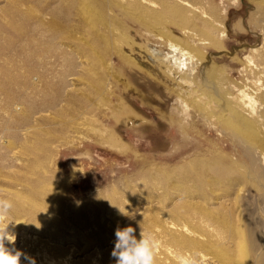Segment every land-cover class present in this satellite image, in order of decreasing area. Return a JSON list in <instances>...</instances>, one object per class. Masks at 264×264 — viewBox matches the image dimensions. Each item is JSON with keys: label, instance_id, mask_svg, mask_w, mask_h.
<instances>
[{"label": "rangeland", "instance_id": "obj_1", "mask_svg": "<svg viewBox=\"0 0 264 264\" xmlns=\"http://www.w3.org/2000/svg\"><path fill=\"white\" fill-rule=\"evenodd\" d=\"M77 1L78 4H75L79 5L78 7L75 6L77 9L74 7V9L68 10L65 7L67 6L68 0H0V68H11L9 69V75L12 77L16 75L12 79L11 91L13 94L17 92V94L26 93L24 94L26 97L27 94L28 96L30 94L32 97H29L28 103H34L32 106H35L32 111L34 116L31 117L35 122L34 120L31 122V132L28 133L29 135L33 134L32 136L30 135V138L26 134L24 135L22 128H10L7 136L5 133L3 135L4 130L2 133L0 132V199L8 200L12 203L10 215L3 222H0V228L7 227L6 231L14 236L12 243L11 238H9V242L5 241V247L24 253V256L21 257L20 264H30V260L25 259V256L31 258V260H35V264H59V258L67 254V257L70 258L68 259L69 264H115V258L110 255L114 249L116 240L115 230L117 227L123 229L131 226L135 229L136 236L140 234L147 235L149 233L154 236L153 233H148L146 228L143 229L148 225L147 223L151 224V226H153L152 223L154 226L158 224L155 221L152 222L149 220L150 218L147 216L149 214L148 212L166 210L167 213L175 214L176 212H181V210H187L189 204L195 205L189 202H194L195 200V202L199 200L197 204L202 203L205 204L206 208H210L214 207L212 200L218 196L223 199L224 195H227L229 198L237 195L240 201L242 198V201L239 203H241V206L243 205V210L240 206L243 213L240 210L241 215L240 213H236L238 216L236 214L232 215L231 217L233 219L230 217L224 223L225 226L231 225L230 234H232V237L226 232L222 233L224 235L219 233L222 236L219 237L220 235L217 233L219 231H216L215 234L217 236L213 240L216 241L219 237V239L222 238L221 240L225 242L228 239L227 241L231 243L225 244L231 246V252L234 251L235 254V250L233 249H236V253L237 251H241L242 246L248 240L246 237V230H248L254 236L256 243L255 247L250 245L252 248L247 243V250L250 254L249 258H252H250L251 264H262L264 260V151H262V148L258 149L253 147V144L245 143L242 135L226 126L222 119L217 116V110L212 115L209 112H201L197 106L188 102L183 103L171 88L161 84L148 73L140 71L135 66L126 68L120 62L121 59L119 56L110 52V50L104 53L100 50L98 51L96 49L98 44L96 42L92 43L88 38H91L90 30L94 29L92 27H95L97 24V20L94 21L96 16L93 13L99 5L96 4L97 2L95 0H87L88 2L86 0ZM194 1V6L205 12L212 8L218 12L213 13L216 16L215 18L221 22L222 29L225 32V36L223 37L225 54L218 55L211 48H203V52L207 56L209 55V59L216 65L210 74L203 72L200 75H194L192 77V85L198 90H205L206 92L212 89L207 93H212L213 96L220 95L223 98L235 97L239 99L237 94L238 90L242 89V86H245V84L246 86L251 85L252 82L247 83V81L256 77L253 73L248 72L246 76L240 71L241 59L249 55L251 50L260 48L263 51L258 56L256 54L255 56L257 57L254 56V60L264 61V8H257L259 0ZM59 2L64 5H61ZM89 4L94 5L93 8ZM85 9L86 11H83ZM73 10H77L79 15L77 12H72ZM84 12L85 14L82 15ZM56 13L57 15H54ZM90 14L91 17H89ZM103 14L107 18L106 13L103 12ZM69 18L73 22L70 20L68 22L67 20ZM41 19H44L42 21L43 23L41 22L42 24L40 23ZM75 19H84L82 20L84 24L82 21H76ZM87 23L89 24L88 27ZM60 24L63 26H59ZM7 25L11 26L8 27ZM30 26L32 27L30 28ZM73 26L76 27L71 28ZM54 27H57L58 31ZM8 28L11 30H8ZM60 28L61 30L64 28V30L60 31ZM80 28L81 30H79ZM66 30H69L67 35L72 33V36H75L78 40L75 37L71 40L66 38ZM167 30L173 37L175 36L174 38L182 37L176 28L162 27V31ZM59 33H63V35ZM81 35L83 37L86 35L85 38L90 43L89 41L87 42V39L85 42L80 41ZM129 35L135 38L136 43L142 45L141 52L143 53L149 52L151 55V51L154 50L155 54L159 53V55L166 56L169 52L168 43L163 42L154 36V34L145 30H131ZM23 36L25 37L22 39ZM31 39L33 40L31 41ZM58 39L62 40L61 42L63 43ZM115 39L114 37L112 42H114L115 47H119L120 41ZM34 40H37V42ZM68 40L69 42H67ZM72 40L75 41L73 42ZM42 41H44V44ZM38 42H40L41 47L38 45ZM46 42L49 43L45 44ZM47 45H50V49L48 47L45 50ZM43 46L45 47L42 51L41 48ZM31 47H35L33 48L34 50ZM53 47L56 49L54 48V50ZM36 49L37 51L40 49V54ZM77 51L83 56L80 59L87 57L83 60L86 61V64H91L89 67L92 66L91 68L96 69H92L95 77H104L102 79L103 83L94 80L95 77L92 76L93 74L90 72L91 69L89 67H78V56L81 54H78ZM52 52H55L54 55ZM99 53L103 54H100V56ZM64 55L66 56L64 57ZM67 59L73 60V68L67 66ZM3 60L5 63H3ZM7 61H10L12 65L10 62V65H8ZM20 63H23L22 67ZM104 65L105 68L103 67ZM188 66H190V63ZM107 67H109V70ZM110 71L113 72L114 80H111L107 75V72ZM21 72H25V74L23 75ZM29 75L30 77H28ZM202 76H205L208 79L207 81L215 85V87L210 88L208 83L204 84L201 78ZM0 77L4 79L7 76H3L0 73ZM23 77H28L25 83L20 82ZM43 78L45 79L43 80ZM41 79L43 80L42 82ZM57 79H60V84H58ZM63 83L64 85H62ZM45 84L47 85L45 86ZM18 85L25 88H19ZM60 85L62 86L59 88ZM237 85L238 87H236ZM31 87H35V90ZM26 90L30 91L27 92ZM55 91L58 92V103L55 106L57 108L55 109L54 107L53 110L50 108L45 109L41 102V95L43 96L44 93L52 95ZM224 94L226 95L224 96ZM1 98H4V96L1 97L0 95ZM123 103L126 107L132 109L130 114L134 113L133 115L125 114V111L123 112L122 109L118 112L119 106H123ZM19 105L21 109L19 112H16L13 108L6 109L5 113L1 110V118H11L9 116L10 112L9 115L7 114V110L9 109L12 113L11 116L20 115L27 105L26 103L22 104L23 106L21 104ZM22 107L24 108L22 109ZM120 111H122L121 114ZM120 115L125 116L124 121H118L117 117ZM56 118L58 119L56 120ZM82 119L85 125L81 121ZM1 121L2 119H0V123ZM37 124L38 126L40 124V126L38 127ZM74 126V130H71L70 128ZM39 129L41 130L40 132L38 131ZM33 131L35 132L33 133ZM43 131L46 132V135ZM15 133L17 136H15ZM53 134H57L55 136L58 139L53 136L54 140L52 141ZM11 135L14 137L12 138ZM17 140L19 141L18 143ZM12 142L14 145L10 144ZM23 142H27L28 146L24 150L20 148ZM16 144L17 146H15ZM35 166L37 167L34 168ZM193 166L199 169L196 170ZM192 168L195 172L192 171ZM209 172L210 174H208ZM25 178L26 180H24ZM202 178L204 181H202ZM206 178L208 179L205 180ZM196 179L200 180L198 181ZM242 179H245L244 182H242ZM240 181L243 185L240 184ZM193 183L195 185H192ZM217 184L220 187H215ZM167 185L170 186L168 187ZM196 186L199 187L197 188ZM177 187L184 189H180L183 191H178L179 188ZM241 187L243 191L240 189ZM252 187L256 190H251L253 189ZM234 189L236 194L234 193ZM186 191L191 192L194 197H186L184 199L183 196ZM203 191H205V194ZM181 192H183L182 195ZM207 199L208 203L205 201ZM145 206L147 210L148 208L150 210L147 213ZM220 209L226 211L225 207L221 206L215 211V214L221 212L225 215L223 210L221 211ZM238 217L241 220H238ZM144 221H146V224H144ZM201 222V227L195 222L189 224L194 227L198 226L200 228H198V231L201 230L200 233L203 230L205 231L201 233L202 235L211 238L216 229L215 226L211 225L212 223L209 221V218ZM233 224L234 226H232ZM203 225L205 229L202 228ZM209 225L213 226L214 228H212L214 230ZM206 230H213V233L210 231L207 232ZM236 231H239L238 235L233 234ZM241 232L244 233L242 238H239ZM29 233H33L36 237L38 236L37 241H29ZM210 235L212 236L210 237ZM219 239L216 242L214 241L218 244V247L219 244L223 246L222 241ZM239 242L241 243L239 244ZM235 243L238 244L237 247L234 245ZM45 247H56V250L47 252ZM38 250L41 251L37 252ZM209 250L215 252V249H212V247Z\"/></svg>", "mask_w": 264, "mask_h": 264}, {"label": "bare ground", "instance_id": "obj_2", "mask_svg": "<svg viewBox=\"0 0 264 264\" xmlns=\"http://www.w3.org/2000/svg\"><path fill=\"white\" fill-rule=\"evenodd\" d=\"M67 1V0H66ZM87 1V0H86ZM92 1V0H91ZM97 3H96V2ZM93 2H95L96 4H98V8L96 9V11L93 13L95 14V20L96 21V26L92 27L94 29H91V27H89L90 30V37L88 38L91 40V42H96L98 44V46H96L95 48L98 49V51L100 50L101 52H108V50H110V52L115 53V55H118L119 58L121 59V63L123 65L126 66V68H129V66L133 67L135 66V68L139 69L140 71L144 72V73H148L149 75H151L152 77H154L158 82H160L163 85H166L167 87L171 88V90L177 95L178 99H181L183 101V103H191L194 106H197L199 108V111H205V112H209V114H215V111H218V117L220 119H222V121L224 122V124L228 127H230L233 130H236L240 135H242V137L245 140V143L248 144H253L252 146L255 148H262V151H264V61H256L254 60V56L259 53H262V49H253L250 51L249 55H246L245 57H243L240 61V66H241V72H243L245 75L246 73L250 72L253 73L254 75H256V77L254 79H251L250 81H247V83L252 82L251 85L246 86H242V89L238 90V98H227V97H221L220 95L218 96H213L212 93L209 94L207 93L208 91L211 90H207V92L205 90H198L195 86L192 85V77L194 75H200V73H212L213 68H215V63L209 59V55L207 56L205 54V52H203V48H211L215 51L216 54L218 55H222L225 54L224 51V46H223V37L225 36V32L224 29H222V24L219 20H217V18H215L216 16L214 15L213 12H217L216 9L212 8L210 10H208L207 12L201 10L200 8L194 6L195 1L194 0H95ZM193 1V2H191ZM65 2V1H64ZM88 2V1H87ZM87 2H85L86 4H88ZM90 2V1H89ZM60 3V2H59ZM66 3V2H65ZM91 3V2H90ZM61 5H64L62 3H60ZM78 4V1L76 0H68L67 2V6H65L68 10L70 9H74L75 6H79V5H75ZM85 5V4H83ZM91 5V4H89ZM94 6V5H93ZM93 6L91 5V7L93 8ZM81 7V6H80ZM97 7V5H96ZM95 7V8H96ZM213 7V6H212ZM215 7V6H214ZM76 8V7H75ZM83 8V7H81ZM94 8V9H95ZM216 8V7H215ZM258 9H263L264 8V0H259L258 3ZM77 9V8H76ZM84 9V8H83ZM218 9V8H217ZM79 10V9H78ZM88 10V7H87ZM90 10V9H89ZM55 11V10H54ZM65 11V10H64ZM83 11H86L83 10ZM72 12H77V10H73ZM103 12L106 13L107 18L104 16ZM65 13V12H64ZM79 12H77L78 14ZM92 13V12H91ZM218 13V12H217ZM71 14V13H70ZM68 14V15H70ZM76 14V15H77ZM85 14L82 13V15ZM54 15H57L54 14ZM53 15V16H54ZM72 15V14H71ZM70 15V16H71ZM79 15V14H78ZM88 15H89V11H88ZM87 15V16H88ZM109 15V16H108ZM31 17L33 15H30ZM52 16V17H53ZM60 16V15H58ZM86 16V17H87ZM93 16V15H92ZM218 16V15H217ZM34 17V16H33ZM55 17V16H54ZM57 17V16H56ZM74 17V16H73ZM85 17V16H84ZM91 17V14L90 16ZM105 17V18H104ZM68 18V17H67ZM77 18V17H76ZM13 19V18H12ZM23 19V18H22ZM35 19V18H34ZM65 19V18H64ZM72 19V18H71ZM85 19V18H84ZM82 19V20H84ZM90 19V18H89ZM88 19V20H89ZM29 20V19H27ZM44 20V19H43ZM41 19L40 23L43 21ZM63 20V19H61ZM60 20V22H61ZM70 18L67 20L69 22ZM76 20V19H75ZM79 19H77L76 21H78ZM81 19L79 21H82ZM87 20V19H86ZM9 21V20H8ZM11 21V20H10ZM72 21V20H70ZM92 21V20H90ZM64 22V20H63ZM66 22V21H65ZM73 22V21H72ZM71 22V24H72ZM75 22V21H74ZM83 22V21H82ZM37 23V22H36ZM39 23V22H38ZM43 23V22H42ZM41 23V24H42ZM47 23V22H44ZM67 23V22H66ZM78 23V22H76ZM93 23V22H92ZM91 23V24H92ZM9 24V23H8ZM11 24V23H10ZM16 24V23H15ZM35 24V22H34ZM55 24V23H54ZM82 24V23H81ZM84 24V22H83ZM90 24V25H91ZM94 24V23H93ZM12 25V24H11ZM11 25H7L8 27H10ZM19 25V24H18ZM27 25V24H26ZM31 25V24H30ZM58 25V22H57ZM62 24H60L59 26H61ZM79 25V24H78ZM76 25V26H78ZM86 25V24H85ZM84 25V26H85ZM88 23H87V27H88ZM21 26V25H20ZM45 26V25H44ZM49 26V25H48ZM51 26V25H50ZM58 26V28H59ZM63 26V25H62ZM72 26V25H71ZM76 26H73L71 28H74ZM83 26V25H80ZM92 26V25H91ZM166 26L167 28H176L182 37L180 38H174L170 32L167 31H162V27ZM32 26H30L31 28ZM33 27H35L33 25ZM16 28V27H15ZM26 28V27H25ZM28 27V29H30ZM52 28V26H51ZM58 28L54 27V29ZM66 28V27H65ZM88 28V29H89ZM95 28H97V30H95ZM53 29V28H52ZM77 29V28H76ZM137 29L138 31H142L145 30L151 34H154V36L158 37L159 39H161L163 42L168 43V47H169V52L166 56L164 55H159V53H154L155 51L152 50L151 51V55L149 54V52L143 53L142 51V45L138 44L135 42V38L130 36V31ZM8 30H11L10 28H8ZM26 30V29H25ZM47 30V29H46ZM64 30V28H63ZM60 28V31H63ZM73 30V29H72ZM81 30V28L79 29ZM5 31V29H4ZM15 31V30H14ZM24 31V30H23ZM45 31V30H44ZM43 31V32H44ZM19 32V31H18ZM46 32V31H45ZM49 32V31H48ZM54 32V31H53ZM67 32L69 33V30H66V34ZM21 33V32H19ZM30 33V32H29ZM36 33V32H35ZM63 33H59L61 35H63ZM15 34V33H14ZM28 34V33H27ZM26 34V35H27ZM38 34V33H37ZM58 34V35H59ZM74 34V33H73ZM89 34V33H87ZM86 34V35H87ZM24 35V34H23ZM25 35V36H26ZM52 35V34H51ZM85 35V36H86ZM23 36L22 39L25 37ZM36 36V35H34ZM60 36V35H59ZM82 36V35H81ZM79 36V37H81ZM85 36L80 38V41H86L87 38H85ZM137 36V35H136ZM37 37V36H36ZM35 37V38H36ZM39 37V36H38ZM49 37V36H48ZM54 37V36H51ZM72 33L70 35H67L66 38H68L69 40L73 39ZM114 37L120 41V46L119 47H115L114 46V42L113 39L111 40V38ZM28 38V37H27ZM33 38V37H30ZM34 38V39H35ZM55 38V37H54ZM76 38V37H75ZM29 39V38H28ZM39 39V38H38ZM43 39V38H42ZM52 39V38H50ZM49 39V40H50ZM60 39V38H59ZM58 39V40H59ZM77 39V38H76ZM87 39V42L89 41ZM115 39V40H116ZM15 40V39H14ZM17 40V39H16ZM33 39H31L32 41ZM46 40V38H45ZM48 40V39H47ZM54 40V39H53ZM56 40V39H55ZM69 40L67 42H69ZM78 40V39H77ZM35 42H37V40H34ZM41 41V40H40ZM51 41V40H50ZM49 41V42H50ZM57 41V40H56ZM55 41V42H56ZM60 42L62 40H59ZM58 41V42H59ZM73 41V40H72ZM75 41V40H74ZM73 41V42H74ZM16 42V41H15ZM14 42V43H15ZM26 42V41H25ZM44 44V41H42ZM46 42L45 44L49 43ZM54 42V41H52ZM2 43V42H1ZM32 43V42H29ZM39 43V44H38ZM36 44L40 45V42H38ZM51 43V42H50ZM63 43V42H61ZM78 43V42H77ZM83 43V42H82ZM90 43V41H89ZM17 44V43H16ZM26 44V43H25ZM54 44V43H53ZM56 44V43H55ZM66 44V42H65ZM79 44V43H78ZM86 44V43H85ZM84 44V45H85ZM8 45V44H7ZM6 45V46H7ZM11 45V44H10ZM9 45V47H10ZM62 45V44H61ZM88 45V44H87ZM86 45V46H87ZM93 45V44H92ZM5 46V45H4ZM15 46V45H14ZM50 46V45H49ZM47 45V48L45 46H43L42 49L45 50L48 49L49 47ZM52 46V45H51ZM59 46V44H58ZM74 47V45H72ZM91 46V45H90ZM1 47V46H0ZM20 47V46H19ZM36 47V46H35ZM35 47H31L32 49ZM39 47V46H38ZM41 47V45H40ZM71 47V48H73ZM77 47V46H76ZM88 47V46H87ZM99 47V48H98ZM18 48V47H17ZM55 47H53L54 49ZM70 48V47H69ZM75 48V47H74ZM80 48H82L80 46ZM89 48V47H88ZM93 48V47H92ZM30 49V50H32ZM38 49V48H37ZM36 49V51H37ZM50 49V47H49ZM56 49V48H55ZM54 49V50H55ZM59 50V48H57ZM79 49V48H78ZM75 49V50H78ZM28 50V51H30ZM34 50V49H33ZM71 50V49H70ZM73 50V49H72ZM83 50V49H82ZM22 51V50H20ZM24 51V50H23ZM27 51V52H28ZM43 51V50H42ZM61 51H63V49H61ZM61 51H58L60 53H62ZM81 51V50H78ZM77 51V52H78ZM90 51V50H89ZM88 51V52H89ZM97 51V52H98ZM8 52V51H7ZM26 52V51H24ZM31 52V51H30ZM38 53L40 52L37 51ZM66 52V51H64ZM72 52V51H71ZM73 52L75 53V51L73 50ZM83 52V51H81ZM91 52V51H90ZM46 53V52H44ZM53 55L55 52H52ZM70 53V52H69ZM73 53V54H74ZM80 52H78L79 54ZM85 53V52H84ZM95 53V52H94ZM103 53H99L103 54ZM264 53V52H263ZM30 54V53H29ZM35 54H37L35 52ZM40 54V53H39ZM64 54V53H63ZM81 54V53H80ZM91 54V53H90ZM106 54V53H105ZM34 55V54H32ZM43 55V54H42ZM47 55V54H46ZM58 55V54H57ZM68 55V53H67ZM71 55V54H70ZM87 55V52H86ZM217 55V56H218ZM25 56V55H24ZM23 56V57H24ZM50 56V55H49ZM66 55H64L65 57ZM72 56V55H71ZM69 56V57H71ZM76 56V54H75ZM95 56V55H94ZM92 56V57H94ZM101 56V55H100ZM255 56V57H257ZM3 57V56H2ZM52 57V56H50ZM62 57V56H61ZM82 54L80 56H78V60L77 61L78 67L80 68H85V67H89L90 65L86 64V61H84L87 57L82 58ZM30 58L32 59V57L30 56ZM49 58V57H47ZM75 58V57H74ZM118 58V60H119ZM66 59V58H65ZM94 59V58H93ZM105 59V58H104ZM25 60V59H24ZM62 60V59H61ZM102 60H103V55H102ZM11 61V60H10ZM10 61H7L8 65ZM36 61V60H35ZM21 62V61H20ZM23 62V61H22ZM26 62V61H25ZM99 62V61H98ZM2 63V62H1ZM3 63H5V61L3 60ZM11 63V62H10ZM30 63V62H28ZM103 63V62H102ZM190 63V66L187 67V65ZM16 64V63H15ZM21 67L23 63H20ZM27 64V63H24ZM43 65V63H41ZM67 66H69L70 68L74 67V62L72 59H67ZM101 64V63H99ZM5 65V64H4ZM12 65V63H11ZM86 65V66H85ZM88 65V66H87ZM95 65V64H93ZM107 65V64H106ZM109 65V64H108ZM1 66V65H0ZM7 66V65H6ZM5 66V67H6ZM14 66V65H13ZM12 66V67H13ZM37 66V65H36ZM46 66V65H45ZM44 66V67H45ZM60 66V65H59ZM76 66V64H75ZM96 66V65H95ZM4 67V66H3ZM2 67V68H3ZM15 67V66H14ZM24 67V65H23ZM92 67V66H91ZM89 67L90 72L92 73V69L95 68H91ZM97 67V66H96ZM105 68V65L103 66ZM20 68V67H19ZM25 68V67H24ZM23 68V69H24ZM28 68V67H26ZM109 70V67H107ZM219 68V67H218ZM1 69V68H0ZM11 68H7L6 69H1L0 73L3 74V76H7L4 79L0 77V95L1 97L4 96V98L0 99V111H4V113L6 112L5 110L8 108H13L16 112L21 111L20 109V105L19 104H24L26 103L27 106L22 107V109L24 108V110H22L23 112H21L20 115H12L11 116V111L7 110V114L9 115L10 112V117L11 118H1L0 115V119H2L1 123H0V132L2 133L3 130V135L6 134L7 136V132L8 130H10V128H22V131L24 130V135L26 134V136H28L30 138V135L28 134L29 132H31V122L34 120H32L31 117H33L34 115L32 114V111L34 110V107L32 106L34 103L30 104V102L28 103V99L31 96L29 94H27V97L24 95L26 93L23 94H17L11 91V84H12V79L15 78L10 76V70ZM14 69V68H13ZM12 69V70H13ZM102 69V68H100ZM113 69V68H112ZM111 69V70H112ZM19 70V69H18ZM81 70V69H80ZM88 70V69H87ZM96 70V69H95ZM104 70V69H103ZM15 71V70H14ZM23 71V70H22ZM28 71V70H26ZM84 71V70H83ZM99 71V70H98ZM113 71V70H112ZM223 71V70H222ZM16 72V71H15ZM14 72V73H15ZM89 72V70H88ZM101 72V70H100ZM186 72V73H184ZM13 73V72H12ZM17 73V72H16ZM31 73V72H29ZM99 73V72H98ZM104 73V72H103ZM102 73V74H103ZM220 73V72H218ZM20 74V73H19ZM21 74H25L21 72ZM27 74V73H26ZM60 74V72H59ZM90 74V73H89ZM88 74V75H89ZM93 74V75H92ZM91 75L95 77L94 73H92ZM101 74V73H100ZM106 74V73H105ZM252 74V77H253ZM13 75V74H12ZM61 75V74H60ZM59 75V76H60ZM87 75V74H86ZM108 77H110L111 80H114V76H113V72H107ZM206 75V74H204ZM219 75V74H218ZM19 76V75H18ZM91 76V77H92ZM128 76V75H127ZM247 76V75H246ZM30 77V75L28 76ZM27 77V78H28ZM54 77V76H53ZM61 77V76H60ZM59 77V78H60ZM250 77V78H252ZM25 77H23L21 79L20 82L25 83L26 79ZM67 78V77H66ZM86 78V77H84ZM104 77H95L94 80H98L99 82L103 83V79ZM107 78V77H106ZM198 78V77H197ZM202 81L204 84L208 83V85L210 86V88L215 87V85H213L212 83H209L207 80V78H205V76H202ZM45 78H43L44 80ZM75 79V78H74ZM40 80V79H39ZM41 79V82L43 81ZM58 80V84L60 79ZM73 80V78H72ZM85 80V79H84ZM90 80V79H88ZM244 80V79H243ZM16 81V79H15ZM33 81V79H32ZM66 81V79H65ZM28 82V81H27ZM40 82V83H41ZM76 82V81H74ZM226 82V81H225ZM246 82V81H245ZM21 83V84H22ZM56 83V82H55ZM220 83V82H217ZM227 83V82H226ZM52 84V83H49ZM105 84V82H104ZM127 84V83H126ZM201 84V83H200ZM199 84V85H200ZM223 84V83H222ZM24 85V84H23ZM44 85V84H43ZM47 84H45L46 86ZM64 85V83L62 84ZM60 85L59 88L62 86ZM17 86V85H16ZM19 86V85H18ZM25 86V85H24ZM44 86V88H45ZM51 86V85H50ZM57 86V85H56ZM66 86V85H65ZM116 86V85H115ZM23 86H19V88H22ZM207 87V86H206ZM238 87V85L236 86ZM25 88V87H23ZM32 88V87H31ZM35 88V87H34ZM32 88V89H34ZM53 88V86H52ZM58 88V89H59ZM222 88V87H221ZM241 88V87H240ZM48 89V88H47ZM46 89V90H47ZM125 89V88H123ZM214 89V88H213ZM16 90V89H15ZM22 90V89H20ZM35 90V89H34ZM45 90V89H44ZM109 90V89H108ZM168 90V89H167ZM14 91V90H13ZM17 91V90H16ZM23 91V90H22ZM27 91V90H26ZM25 91V92H26ZM30 91V90H28ZM27 91V92H28ZM49 91H51L49 89ZM124 91V90H123ZM217 91V90H216ZM44 92V91H43ZM42 92V93H43ZM46 92V91H45ZM41 93V92H40ZM53 93V92H52ZM57 91L54 92V94L50 95L48 93H44V95L42 97V104L43 107L46 108H50L53 110V108L55 106H57L58 103V95H57ZM47 94V95H46ZM227 94V93H226ZM224 94V96L226 95ZM32 97V96H31ZM35 97V96H33ZM27 98V99H26ZM35 99V98H34ZM32 100V99H31ZM63 100V99H62ZM35 102V101H34ZM40 102V104H41ZM180 102V101H179ZM36 103V102H35ZM182 103V104H183ZM38 104V105H40ZM178 104V103H177ZM23 106V105H22ZM42 106V105H41ZM119 106V105H118ZM122 106V105H121ZM119 106L118 112L120 109L123 110V112L125 111V114H130V112H132L130 107H126L123 103V106L121 107ZM38 107V106H37ZM196 107V108H197ZM42 108V109H44ZM57 107H55L56 109ZM60 108V107H59ZM114 108V107H113ZM193 108V107H192ZM36 109V108H35ZM51 110V112H53ZM36 111V110H35ZM39 111V110H38ZM43 111V110H42ZM116 111V110H115ZM198 111V110H197ZM198 111V112H199ZM40 112V111H39ZM45 112V111H44ZM48 112V111H46ZM58 112V111H57ZM122 111H120L121 114ZM148 112V111H147ZM15 113V112H13ZM2 114V113H1ZM116 114V113H115ZM132 114V113H131ZM130 114V115H131ZM134 114V113H133ZM132 114V115H133ZM199 114V113H198ZM203 114V113H202ZM4 115V114H3ZM129 115V116H130ZM116 116V115H115ZM128 116V117H129ZM203 116V115H202ZM59 117V116H58ZM119 117V118H118ZM117 119L118 121H124L125 120V116H118ZM126 117V118H128ZM206 117H208L206 115ZM212 117V116H211ZM42 118V117H41ZM44 118V117H43ZM205 118V117H204ZM46 119V118H45ZM58 118H56L57 120ZM60 119V118H59ZM116 119V120H117ZM129 119V118H128ZM217 119V118H216ZM53 120V119H51ZM62 120V118H61ZM77 120V119H75ZM74 120V121H75ZM41 121V120H40ZM46 121V120H45ZM79 121V119H78ZM83 122V119L81 120ZM35 122V120H34ZM44 122V121H43ZM64 122V121H63ZM71 122V121H70ZM73 122V121H72ZM116 122V121H115ZM218 122V121H217ZM77 123V122H76ZM75 123V125H77ZM80 123V122H79ZM84 123V122H83ZM117 123V122H116ZM35 124V123H34ZM43 124V123H42ZM41 124V125H42ZM48 124V123H47ZM66 124V123H65ZM71 124V123H69ZM67 124V125H69ZM120 124V123H119ZM223 124V123H222ZM63 125V124H62ZM80 125V124H79ZM82 125V124H81ZM85 125V123H84ZM218 125V124H217ZM38 126V124H37ZM35 126V127H37ZM40 126V124H39ZM38 126V127H39ZM66 126V125H65ZM64 126V127H65ZM71 126H73L71 124ZM34 127V126H33ZM78 127V126H77ZM81 127V126H80ZM57 128V127H56ZM62 128V127H61ZM75 126L70 128L71 130H74ZM83 128V127H81ZM223 128V127H221ZM58 129V128H57ZM78 129V128H77ZM224 129V128H223ZM62 130V129H61ZM226 130V127H225ZM223 130V131H225ZM39 132L41 131L40 129L38 130ZM66 131V130H65ZM12 132V131H9ZM15 132V131H14ZM35 131H33L34 133ZM71 132V131H70ZM5 133V134H4ZM18 133V132H17ZM38 133V132H37ZM43 133L46 132L43 131ZM74 133V131H73ZM76 133V132H75ZM79 133V132H78ZM13 134V133H12ZM19 134V133H18ZM28 134V135H27ZM64 134V133H63ZM70 134V133H69ZM77 134V133H76ZM2 135V137H3ZM14 135V134H13ZM13 135L12 138L14 137ZM33 135V134H32ZM31 135V136H32ZM57 136V134H53L51 140H54L53 136ZM71 135V134H70ZM15 136L16 133H15ZM42 136V135H41ZM55 136V137H56ZM60 136V134H59ZM76 136V135H75ZM78 136V135H77ZM34 137V136H33ZM7 138V137H6ZM16 138V137H15ZM43 138V137H42ZM58 139V137H56ZM236 138V137H235ZM8 139V138H7ZM11 139V138H10ZM19 139V138H18ZM66 139V138H65ZM70 139V138H69ZM4 140V139H3ZM20 140V139H19ZM33 140V138H32ZM50 140V139H49ZM56 140V139H55ZM15 141V140H14ZM58 141V140H57ZM72 141V140H71ZM11 142V141H10ZM19 141L17 140V143ZM34 143V142H33ZM69 143V142H67ZM10 144H13L10 143ZM71 144V143H70ZM14 145V144H13ZM10 146V145H9ZM17 146V144L15 145ZM3 147V145H2ZM11 147V146H10ZM9 147V148H10ZM28 147L27 146V142H23L22 145H20V148L22 150H24V148ZM36 147V146H35ZM15 148V147H13ZM34 148V146H33ZM12 149V147H11ZM32 149V147H31ZM35 149V148H34ZM33 149V150H34ZM248 152V151H247ZM264 153V152H263ZM261 152V154H263ZM260 154V155H261ZM34 156V155H33ZM264 156V155H263ZM262 157V156H260ZM29 159V158H28ZM204 161V160H203ZM262 163V162H261ZM36 164V163H34ZM38 164V163H37ZM200 164V163H199ZM210 164V163H209ZM256 164V163H255ZM207 165V164H206ZM205 165V166H206ZM216 165V164H214ZM34 166V165H33ZM202 166V165H201ZM204 166V167H205ZM209 166V165H208ZM239 166V164H238ZM241 166V165H240ZM246 166V164H245ZM37 166H35L34 168H36ZM197 167V165H196ZM211 167L214 168V166L211 165ZM217 167V165H216ZM31 168V167H30ZM194 169H196L193 166ZM192 168V171H193ZM212 168V169H213ZM219 168V167H218ZM256 168V167H255ZM199 169V168H198ZM196 169V170H198ZM205 169V168H204ZM203 170V169H202ZM207 170V169H206ZM214 170V169H213ZM249 170V169H248ZM253 170V169H252ZM219 171V170H218ZM195 172V171H193ZM199 172V171H198ZM211 172V171H210ZM210 172L208 174H210ZM215 172V171H214ZM245 172V170H244ZM249 172V171H248ZM192 173V172H191ZM219 173V172H218ZM247 173V172H246ZM212 174V172H211ZM244 174V173H243ZM214 175V174H212ZM249 175V174H247ZM255 175V174H254ZM21 176V175H20ZM19 176V177H20ZM186 176V175H185ZM200 177V175H199ZM197 176V178H199ZM239 177V176H238ZM251 177V175H250ZM248 177V178H250ZM253 177V175H252ZM23 178V177H22ZM201 178V177H200ZM210 178V177H209ZM241 178V177H240ZM244 178V177H243ZM255 178V177H254ZM195 179V178H194ZM208 178H206L205 180H207ZM211 179V178H210ZM236 179V178H235ZM246 179V178H245ZM244 179V180H245ZM26 180V178L24 179ZM198 180V179H196ZM200 180V179H199ZM198 180V181H199ZM240 180V179H238ZM243 180V179H242ZM244 180L242 182H244ZM254 180V179H253ZM186 181V180H185ZM202 181H204V179L202 178ZM247 181V180H246ZM249 181V180H248ZM252 181V178H251ZM257 181V180H256ZM28 182V181H25ZM197 182V181H196ZM194 182V183H196ZM241 182V181H240ZM238 182V183H240ZM242 182L240 184H242ZM181 183V182H180ZM192 185H195V184ZM201 183V182H200ZM205 183V182H204ZM212 183V182H211ZM221 183V182H220ZM263 183V181H262ZM183 184H185L183 182ZM203 184V183H202ZM255 184V183H254ZM205 185V184H204ZM213 185V183H212ZM243 185V184H242ZM168 187L170 185H167ZM183 186V185H182ZM202 186V185H200ZM246 186V185H245ZM253 186V185H252ZM263 186V185H261ZM173 187V186H172ZM193 187V186H192ZM197 187V186H196ZM199 187V186H198ZM197 187V188H198ZM215 187H220L215 186ZM251 187V186H249ZM258 187V186H257ZM148 189V187H146ZM179 188V187H177ZM211 188V187H210ZM209 188V189H210ZM214 188V186H213ZM253 188V187H252ZM154 189V188H152ZM150 189V190H152ZM164 189V188H162ZM167 189V188H166ZM180 189H184V188H179L178 191ZM192 189V188H191ZM237 189V188H236ZM242 191V187L240 188ZM251 189V188H250ZM188 190V189H187ZM195 190V189H194ZM200 190V189H199ZM206 190V189H205ZM208 190V189H207ZM211 190V189H210ZM239 190V188H238ZM239 190V191H241ZM251 190H256V189H251ZM264 190V189H263ZM262 190V191H263ZM149 191V190H148ZM177 191V190H175ZM183 191V190H180ZM189 191V190H188ZM186 191L184 193L183 198L185 199L186 197H194L193 194L191 192ZM215 191V190H214ZM238 191V192H239ZM241 191V192H242ZM151 192V191H150ZM153 192V191H152ZM155 192V190H154ZM196 192V191H195ZM205 194V191H203ZM209 192V191H208ZM217 192V191H216ZM221 192V191H220ZM237 192V191H236ZM257 192V191H256ZM253 192V193H256ZM164 193V192H163ZM169 193H171L169 191ZM180 194V192H178ZM177 193V194H178ZM183 192H181L182 195ZM198 193V192H196ZM219 193V192H218ZM226 193V192H225ZM223 193V194H225ZM234 193H235V189H234ZM264 193V192H263ZM16 194V193H14ZM165 194V193H164ZM203 194V195H204ZM217 194V193H214ZM221 194V193H220ZM236 194V193H235ZM240 194V192H239ZM168 195V194H167ZM195 195V194H194ZM198 195V194H197ZM211 195V194H210ZM218 195V194H217ZM17 196V195H16ZM15 196V197H16ZM19 196V195H18ZM209 196V195H208ZM216 196V195H215ZM221 196V195H220ZM239 196V195H238ZM264 196V194H263ZM20 197V196H19ZM181 197V196H180ZM199 197V195H198ZM202 197V196H201ZM204 197V196H203ZM207 197V195H206ZM184 199H182L184 201ZM205 199V198H202ZM19 200V199H18ZM162 200V199H161ZM179 200V201H182ZM189 200V199H187ZM194 200V199H192ZM211 200V199H210ZM14 201V200H13ZM196 201V200H195ZM194 201V202H195ZM199 201V200H198ZM197 202H191L192 204L195 205H191L189 204L188 209H184L181 210V212H176L175 214H170L167 213V211H159L157 210L156 212H148L149 214H147L148 218H150V221H155L156 223H158L157 225L154 226V224L152 223L153 226H151V224L147 223L148 225H146L143 229L146 228V230H148L147 232H151L154 235V238L156 239V241L158 242V247L155 251V264H251V260L249 258V252L247 250V243L249 244V247L252 248L251 246L255 247V238L254 236L251 234V232H249L248 230H246V237L248 240H246V243H244V245L242 246L243 248L241 249V251H237L236 253V249L235 250V254L234 251L231 252L230 247L231 246H227L226 244L231 243L230 241L228 242L227 240L223 242L219 237H222L220 234H222L223 232H226L227 234H229L230 236L232 234H230L231 231V225H224L225 220L229 219L232 215H235L236 213H240V210L243 208L239 203L242 201L239 200V198L237 197V195H235L233 198H229L227 197V195H224V198L221 199L219 196L217 198H215L214 200H212V202L214 203V207H210V208H206L205 204L202 203H198ZM204 201V200H203ZM208 203V199L205 200ZM185 202V201H184ZM183 202V204H184ZM188 202V201H187ZM201 202V201H200ZM163 203V202H162ZM205 203V202H204ZM19 204V203H18ZM197 204V205H196ZM211 204V203H210ZM33 205V204H30ZM152 205V204H151ZM156 205V204H154ZM181 204H179L180 206ZM185 205V204H184ZM216 205V206H215ZM18 206V205H17ZM20 206V205H19ZM34 206H36L34 204ZM148 207V205H146ZM145 206V207H146ZM158 206V204H157ZM163 206V205H162ZM221 206H224L226 211L224 209L223 213L225 215H223L221 212L218 214H215V211L217 209H219ZM241 206V209H240ZM29 207V206H28ZM144 207V208H145ZM146 209V213L147 211H150L149 208L147 210ZM152 207V206H151ZM154 207V206H153ZM160 207V206H159ZM181 207V206H180ZM208 207V206H207ZM20 208V207H19ZM37 208V206H36ZM158 208V207H157ZM162 208V207H161ZM179 208V207H178ZM183 208V207H181ZM17 211L18 208L16 207ZM143 209V208H142ZM144 209V210H145ZM151 209V208H150ZM170 209V208H169ZM190 209V210H189ZM28 210V209H27ZM33 210V208H32ZM35 210V209H34ZM151 210V211H152ZM221 210V209H220ZM221 210V211H222ZM243 210V209H242ZM241 210V211H242ZM19 212V211H18ZM33 212V211H32ZM143 212V211H142ZM145 212V211H144ZM152 213V214H151ZM243 213V211H242ZM142 214V213H141ZM236 214V216H238ZM241 215V213H240ZM239 215V217H241ZM243 215V214H242ZM238 217V218H239ZM140 218V217H139ZM138 218V219H139ZM207 218V219H205ZM212 223H210L211 225H214L215 228L217 229H213L214 227L209 225L210 228H212L214 230V233L212 231L213 236L210 235L211 238H208L209 233H208V237H205V235H202L201 233L205 232L204 230L200 233V231H198L200 228L194 227L193 225L191 226V224L189 223H198L199 226H202V222L201 221H206L208 220ZM233 219V217H231ZM147 219V217H146ZM203 219V220H202ZM237 219V218H235ZM140 220V219H139ZM142 220V217H141ZM148 220V221H149ZM231 220V219H230ZM238 220H241V218H239ZM147 221V222H148ZM146 221H144V224ZM154 222V223H155ZM233 222H235V220H233ZM143 223V222H142ZM151 223V222H150ZM155 223V224H156ZM209 223V222H208ZM228 223V222H227ZM143 224V225H144ZM201 224V225H200ZM251 225V224H250ZM138 226V225H137ZM196 226V224H195ZM208 226V227H209ZM234 226V224L232 225ZM240 226V223H239ZM141 227V226H139ZM138 227V228H139ZM242 227V226H241ZM258 227V226H257ZM154 228V229H153ZM199 228V229H198ZM204 228V225L203 227ZM240 228V227H239ZM264 228V227H263ZM197 229V230H196ZM205 229V228H204ZM207 229V228H206ZM209 229V228H208ZM145 230V231H146ZM242 230V229H241ZM207 231V230H206ZM207 231V232H209ZM216 231L219 235L218 239L222 241V245L219 247L217 246L218 244L215 243L218 239L213 240V238H215V236H217L215 233ZM260 231V229H259ZM261 232V231H260ZM136 233V232H135ZM239 231H236L233 234H237L238 235ZM244 232H241L239 234V238H242ZM29 241H37V239L39 238L38 236L36 237L35 235H33V233H29ZM150 234V233H149ZM211 234V233H210ZM152 235V234H151ZM224 235V234H222ZM226 236V234H225ZM137 239L140 238V235L136 236ZM232 237V236H231ZM230 237V238H231ZM226 238V237H225ZM229 238V237H228ZM245 238V237H244ZM230 240V239H229ZM263 240V239H262ZM27 241V240H26ZM39 241V240H38ZM215 241V242H214ZM233 242V239H232ZM264 242V241H263ZM226 243V244H225ZM241 242H239L240 244ZM20 245V244H19ZM236 247L238 246L237 243L234 244ZM251 245V246H250ZM21 246V245H20ZM23 246V244H22ZM234 246V247H235ZM262 246V245H260ZM58 247V246H57ZM210 247H212V249H215V252H212V250H209ZM235 247V248H236ZM46 248V247H45ZM230 249V250H229ZM261 249V248H260ZM263 249V248H262ZM45 250L48 251H54L56 250V247L53 248H49L47 247ZM41 251V250H40ZM39 250L37 252H40ZM264 251V250H263ZM44 252V251H43ZM260 252V251H258ZM46 253V252H45ZM40 254V253H38ZM67 254V253H66ZM108 254V253H107ZM259 254V253H258ZM68 255V254H67ZM67 255H63L62 257H60V263L59 264H69V260L70 258L67 257ZM36 256V254H35ZM34 256V258H35ZM111 256V255H110ZM108 256V257H110ZM256 256V255H255ZM258 256V255H257ZM107 257V256H106ZM105 257V258H106ZM33 258V257H32ZM40 258V257H39ZM31 259V258H30ZM112 259V258H111ZM252 259V258H251ZM256 259V258H255ZM37 260V258H36ZM35 261V260H34ZM109 261V260H108ZM112 261V260H111ZM255 261V260H254ZM36 263V262H35ZM253 263V262H252ZM256 263V262H255ZM116 264V262H115ZM262 264H264V260L262 262Z\"/></svg>", "mask_w": 264, "mask_h": 264}, {"label": "clouds", "instance_id": "obj_3", "mask_svg": "<svg viewBox=\"0 0 264 264\" xmlns=\"http://www.w3.org/2000/svg\"><path fill=\"white\" fill-rule=\"evenodd\" d=\"M12 209V203L8 200L0 199V222H3ZM6 228H0V264H20L21 257L24 253L15 249L5 247V241L11 243L14 236L10 235ZM115 244L111 256L115 258L116 264H155V251L158 242L151 234L142 235L137 239L135 229L131 226L123 229L117 227L115 230ZM30 264H35L34 260Z\"/></svg>", "mask_w": 264, "mask_h": 264}]
</instances>
